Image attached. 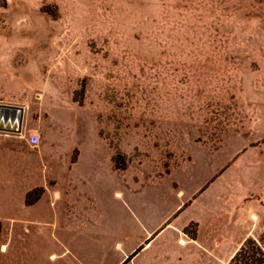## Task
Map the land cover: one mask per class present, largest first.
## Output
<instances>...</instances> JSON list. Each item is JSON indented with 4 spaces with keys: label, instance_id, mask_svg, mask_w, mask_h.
I'll list each match as a JSON object with an SVG mask.
<instances>
[{
    "label": "rangeland",
    "instance_id": "obj_1",
    "mask_svg": "<svg viewBox=\"0 0 264 264\" xmlns=\"http://www.w3.org/2000/svg\"><path fill=\"white\" fill-rule=\"evenodd\" d=\"M0 99L32 156L65 167L88 142L152 220L127 264H227L264 231V0H0Z\"/></svg>",
    "mask_w": 264,
    "mask_h": 264
},
{
    "label": "crops",
    "instance_id": "obj_2",
    "mask_svg": "<svg viewBox=\"0 0 264 264\" xmlns=\"http://www.w3.org/2000/svg\"><path fill=\"white\" fill-rule=\"evenodd\" d=\"M0 105L21 108L22 117L20 133L0 131V264H121L139 247V261L150 257L156 240L152 220L145 225L120 193L110 194L88 142L77 145L80 151L74 161L67 158L69 166L49 167L46 158L28 150L35 146L22 141L24 107L1 99ZM57 176L63 182L52 183L49 178ZM37 188L38 198L27 204L26 195ZM99 201L114 203L119 219L100 218Z\"/></svg>",
    "mask_w": 264,
    "mask_h": 264
},
{
    "label": "trees",
    "instance_id": "obj_3",
    "mask_svg": "<svg viewBox=\"0 0 264 264\" xmlns=\"http://www.w3.org/2000/svg\"><path fill=\"white\" fill-rule=\"evenodd\" d=\"M40 193L35 194L34 191L26 195V203L31 204L34 202ZM141 247H139L133 254L127 257L121 264H127L129 259L135 255ZM227 264H264V231L257 237L249 236L235 251L233 256Z\"/></svg>",
    "mask_w": 264,
    "mask_h": 264
},
{
    "label": "water",
    "instance_id": "obj_4",
    "mask_svg": "<svg viewBox=\"0 0 264 264\" xmlns=\"http://www.w3.org/2000/svg\"><path fill=\"white\" fill-rule=\"evenodd\" d=\"M17 107L0 105V131L20 133L22 117L19 116Z\"/></svg>",
    "mask_w": 264,
    "mask_h": 264
},
{
    "label": "built area",
    "instance_id": "obj_5",
    "mask_svg": "<svg viewBox=\"0 0 264 264\" xmlns=\"http://www.w3.org/2000/svg\"><path fill=\"white\" fill-rule=\"evenodd\" d=\"M27 140L32 146H36L39 143V137L36 134L29 135Z\"/></svg>",
    "mask_w": 264,
    "mask_h": 264
},
{
    "label": "bare ground",
    "instance_id": "obj_6",
    "mask_svg": "<svg viewBox=\"0 0 264 264\" xmlns=\"http://www.w3.org/2000/svg\"><path fill=\"white\" fill-rule=\"evenodd\" d=\"M179 243H180L181 245H185L187 242H186L185 240L182 239V240L179 241Z\"/></svg>",
    "mask_w": 264,
    "mask_h": 264
}]
</instances>
